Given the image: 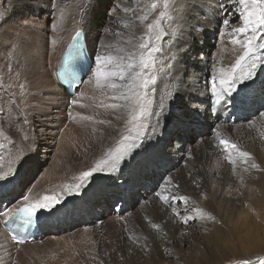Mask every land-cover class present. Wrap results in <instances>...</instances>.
Returning <instances> with one entry per match:
<instances>
[{"label":"bare ground","instance_id":"obj_1","mask_svg":"<svg viewBox=\"0 0 264 264\" xmlns=\"http://www.w3.org/2000/svg\"><path fill=\"white\" fill-rule=\"evenodd\" d=\"M101 1L103 2L7 0L8 4L3 5L0 0V177H4L0 178V185L8 183L5 188L11 190L4 189L5 194L0 195V205L8 215L9 208H15L26 201L25 196L28 197L27 201L36 202L37 205L46 195L60 199L58 206L45 209L47 215L41 225L47 223L43 225V230L38 227L33 239L24 244L17 245L9 239L1 227V221L7 215H0V264H206L212 259L223 258L230 245L229 239H226L227 233L215 239L211 248H205V252L196 261L191 253L182 255L179 252L177 246L180 242L177 244L175 240L188 243L193 233L191 226L177 220V199L180 196L186 197V200H182L183 206L194 208V216L197 217V212L201 210L212 214V204L217 202H224L233 208L242 204L243 207L236 214V223H232L230 227L235 232L242 228L249 214L244 206L248 191L261 186L260 196L264 199V110L251 117L248 129L241 130L240 133L233 132L232 122L225 125L211 118L213 112L228 115L231 104L234 107L232 101L242 99V92L238 87L235 95L224 94L219 103L212 95L213 79L218 84L220 69L229 68L242 54L241 47L233 44L232 40L245 39L252 34L254 27L256 35L264 37V24L252 16L249 19L255 23L246 26V33H239L234 32L238 27H232L227 32L226 24L222 22L218 32L226 34L227 50L223 49L212 55L215 58L210 57L208 69L201 78V84L206 86L195 90L189 83L191 80L195 83L196 80L195 63L190 62L188 65L182 60L185 49L183 43L188 47L192 43L190 35L198 38L204 35L206 29L201 25L205 18L200 15H204L205 8L200 2L198 4L201 8L187 5L183 19L181 15L177 22H173L168 13L166 30L180 29L174 39L170 40L173 50L172 67L165 70L172 92L168 98L170 101H167L168 110L169 106L181 114L187 110L185 108H190L192 113V107L202 110L196 112L206 117L204 124L209 131L201 139L195 140L193 145L187 144L185 147L189 158L185 159L183 168L175 172L178 176L174 173L177 177L172 180L178 189L170 194L169 201L162 203L165 211L160 213L159 203L151 202L149 195L152 189L147 188L151 177L149 173L146 179L148 182L143 187L145 197L138 200L133 208L124 213L98 216L96 211H108L110 204L115 206V210L111 212L121 211L123 198L128 197L126 195H129L127 192L130 186L141 179L145 180L142 174L145 163L147 167L158 166L161 160L179 156L184 150V146L177 141L166 146L165 133L154 142L153 148L157 150V156L144 161L145 150L139 147L144 142L143 135L148 132L149 138H156L161 134L162 126L169 131L175 121L163 123L165 113L161 114L158 101L161 94L150 91L156 96L155 103L150 106L152 114L146 119L144 134L135 141L138 147L120 162L116 172L94 173L84 181V187L78 193L68 194L64 191L65 185L78 183L75 177L94 167L107 151L114 148L124 135L129 134L128 130L132 127L128 123V102L111 98L127 89L113 90L105 87L100 93L101 88L96 86V57L113 55L123 56L128 60L126 53L129 56L138 53V44L145 32L141 24L147 23L156 15L154 13V16L144 19L149 16L147 4L150 0L140 3L143 7L141 12H133L134 6L127 0H112L111 11L119 6L122 12L115 22L98 26ZM195 1L198 0H190L191 3ZM207 1L210 5L219 4L215 0ZM233 3L232 0H221V4L227 8H233ZM79 29L85 32L93 62L89 73L76 87L77 94L65 96L62 87L55 81V65L69 36ZM263 40L264 38L258 39L257 44L264 43ZM165 50L170 52V45ZM257 54L264 56V50ZM47 62L50 63L49 67H46ZM263 64L264 62L258 63L250 82H253ZM186 68H189V72ZM116 83L126 84L127 81L118 80ZM203 89L205 90L202 91ZM247 90L248 86L243 93ZM204 99L210 101L205 107L199 101ZM73 100L78 103L73 104ZM111 103H119L123 107L115 110L103 107ZM67 112L69 118L65 119ZM89 116L92 119H85ZM72 117L74 122L70 123ZM188 117L186 114L177 115L176 120L182 122ZM25 119L27 123L24 122ZM158 130L160 132L156 135ZM257 131L262 132L259 137L254 134ZM220 139L236 144L240 151L249 153V156L242 157L239 152L230 150L234 161L230 163L227 159L229 152L224 151ZM253 164L256 165L255 168L252 167ZM30 172L31 175L27 177ZM128 175L133 181L126 186L124 178H128ZM120 183L122 191L117 190ZM0 193L3 194V191L0 190ZM199 195L205 198L202 205L196 201ZM173 197L176 199H172ZM250 203L255 205L257 201L253 202L251 199ZM262 204L264 205L263 202ZM51 210L69 214L56 223H49L56 218L51 219ZM71 211H74L73 214L83 215L75 217ZM160 217H166L165 223L168 224L157 232V227L153 225H159ZM66 222L77 229L74 231L72 227L68 228L65 226ZM213 222L209 224L213 225ZM146 246L149 250L147 257H144L143 248Z\"/></svg>","mask_w":264,"mask_h":264},{"label":"rangeland","instance_id":"obj_2","mask_svg":"<svg viewBox=\"0 0 264 264\" xmlns=\"http://www.w3.org/2000/svg\"><path fill=\"white\" fill-rule=\"evenodd\" d=\"M232 1H234V3L232 4L233 8L232 7L227 8L223 4H222L223 7L218 6V5H221V0H215V3H219L218 5L216 4L210 5L208 1L206 2V0H198L193 3H191L190 0H169V8L167 9V12L171 15V19L174 22H177L179 20V17H181V15H182L181 18L183 19V16H184L183 14L185 12V8L187 5H190L192 8H195V7L201 8V6H199L198 4V2H200L205 8L204 15H200L201 17L205 18L201 25V27L206 29L204 32V35L201 38H198L196 35H190L189 37H191L192 43L188 46L189 48L187 47V45H185L186 43H183V45L186 47L183 46V48L185 49H184V54L182 55V60L186 61L188 65H190V62L195 63L194 73L196 75V80H195V83L192 80L189 81V83L195 88V90L202 89L203 86H206V84L204 85L201 84V78L203 74L206 72V70L208 69V65L210 63V57L220 50H223V49L225 51L227 50L226 49L227 39L225 37L226 34L221 35V33L218 32V27H220V25L222 24L224 20L229 21V23L226 24L227 32L229 31L228 29L232 27L241 28L245 26L244 18L247 16L248 11L251 10L252 8L251 0H248L247 7L245 6V4L240 3V0H232ZM111 2L112 0H103V2L101 1L102 4L100 3L101 5L99 8V13H101V15L99 16L100 19L97 23L98 26L102 24H106V23L115 22L118 18L117 16L122 12L119 6H115L114 9H112V11L114 12L113 13L111 11V8H112ZM127 2L128 3L131 2L132 6H134V9L132 10L133 12L143 11V7L140 4V3H143V0H127ZM6 3L8 4L7 0H2L3 5H5ZM152 3H157L158 5H162L163 0H150L149 3L147 4L148 6L147 15H149L147 17L150 18L152 15L154 16V13L156 15L155 17L151 18L147 23L141 24V26H143L145 30L141 38V42L143 38L148 35V28H147L148 23H151L156 18H158L159 12L161 10H164L162 7H158L155 11L152 10L151 8ZM84 5H86V3H84ZM261 6L262 8H264V0H261ZM231 11L235 13L232 14ZM49 18H51V15H49ZM249 18L251 17H248V19ZM167 19H168V16H166L162 20V27L165 29V35L162 36L161 41L157 42V44L161 47L162 50H161V53H159L156 56V66H155V69L153 70V75L157 76L158 79H157V83L152 86V88H154L155 90L153 91L150 88L149 97L151 96L150 98L152 100V103H155L156 96L152 95L150 91L156 92L157 95L161 94L159 96L158 101L160 102L159 105L161 107V114L165 113V116H166V117L164 116L163 123L169 120H175V121H174L173 128L169 131L162 126L163 129L161 128V134L156 138L155 137L149 138V134L147 132L145 135H143L144 142H142L139 147L141 150H145L144 161H147L153 157H156L158 153H157V150L153 148V145L155 144L154 142L162 138L164 134L166 133V136H167V139L165 141L166 146H170L172 145L173 141H177L184 146L183 148L184 150L182 154H180L179 156L177 155L171 158H166V159L161 160L158 166L150 165L149 167H147V164L144 162L146 167L143 169L142 174L145 180L141 179L138 181V183H135V185L130 186L129 192H127L129 195H126L128 197L123 198L124 203H123V207L121 211L117 210L113 212L114 214L116 212H118L117 214H119V213H124L125 211H128L130 208H133L137 204L138 200H140L142 197L143 198L145 197V195H143V189H144L143 187L145 186V183L148 182V180L146 179L148 178L147 176H149V173H151V177H150V181L148 182L149 185L147 186V188L152 189V192L149 195L151 197V202L156 201L157 203H159L160 213H162V211H165L164 208H162L163 207L162 203L165 201H162L156 195V193L159 192L161 195H164V196L167 195L166 197H168V201H169L170 194L172 192H175L178 189L177 184L173 182L172 178L176 179L178 175L175 172H179L178 170H181L184 166L183 163L186 162L185 159L188 160L189 158L188 156L189 153L185 147L187 146V144L193 145L195 140L201 139L209 131L208 127L204 124L206 117H204L203 114L198 113L202 110H198L197 108L192 107V110H193V113H192L190 108H185L187 110H185L182 114L184 115L186 114L189 117L185 121H182V122H179L176 120L177 115H182L181 113L176 112L170 106L168 110V102L170 101L168 98L170 97L169 95H167V93L169 91L171 92V87H170V83L168 82L169 78H168V74L166 71H168L170 66L172 67L173 50L171 47L172 43L170 44V40L174 39L175 36H172L171 33L166 30V20ZM169 45H170V50H171L170 52L165 50L166 48H168ZM108 48H109V45L107 46V49ZM126 55L127 57H129L127 53ZM212 57L215 58L214 56ZM124 61L126 63L128 62L127 59H124ZM48 63L49 62L46 63L47 64L46 67L50 66V63L49 64ZM186 71L189 72V68H186ZM117 81L118 80H116L115 82ZM252 81L253 82H250L248 80L244 82L243 84L238 85L237 87L240 90V93L242 92L241 94L242 99H244V96L246 97V95H248L247 99L245 100L246 103L251 105L252 108H255V109L261 108V111H263L264 110V64L257 72V75H255V79ZM164 84H166L167 86ZM159 86L160 87L163 86L162 89ZM247 86H248L247 92L243 93L246 90ZM103 90L104 89L101 88L100 93ZM204 90L205 89H203L202 91ZM236 93H237V90L233 94L235 95ZM252 98L254 100H252ZM199 101H201L204 104V107L206 106V104L210 103L209 99L207 100L204 99V100H199ZM232 102L235 104V100ZM239 112H242L244 114L250 113V116H248L247 118L243 117L241 119H239V117L235 118L234 115ZM217 113L219 114L217 116L219 118L214 119L215 122H221V124L226 125L228 124V121L232 118L233 120H231V122L233 124L231 125L233 126V132L240 133L241 130L248 129L249 127L248 123L250 122V118L253 117L257 112H253L249 108L248 105H244L243 108L240 109V108H237L236 105L232 107V104H231V108L229 109L228 115L223 116L221 113L219 112ZM150 114H152L151 111H150ZM191 114H193V116ZM148 116L149 115L145 116L143 120L141 121V123L144 124L145 126L147 125L146 119L148 118ZM73 122H74V118L72 117L70 123H73ZM259 131L254 132L256 137L257 136L259 137L262 134V132H259ZM159 132L160 130L157 131L156 135ZM154 160H157V158ZM47 161H49V159H47ZM40 170L41 168L37 170V175L38 173H40ZM30 175H31V172L27 174V177H29ZM124 179H125L124 183L126 186H128L129 182L133 181L129 179V175H128V178H124ZM259 183H261V181H259ZM7 185L8 183L0 185V190L3 191V194L0 193V195L3 196L5 194L4 189H6L5 186ZM121 185L122 184L120 183L119 184L120 188L117 190H120V191L123 190L121 189ZM260 187L261 186L258 185L257 187L248 191V195L244 203V206L247 207L248 209L247 212H249V214H248L246 222H244L245 224L242 225L241 226L242 228L238 229L236 232L231 231L230 227L232 223H236V214L243 207L242 204L235 206L236 208H233L232 205L229 206V205H226L224 202H217V203L212 204V207H213V210L211 211L212 214L210 212L207 213V211L202 212L201 210L197 212L198 213L197 215H199V217H197V216H194L196 212L194 208L191 209V208H187L186 206H183V201L180 198H178L177 206L179 210H178L177 220L179 223H185L182 221V219H184L185 217L187 218L191 217L192 219L188 220V222L186 223V226H191V231L193 233L188 243H183V241L175 240L177 244L180 242L178 246L177 244L175 245L177 246L179 252L182 255H189L191 253L194 258L193 260L196 261L197 258H199V256L201 255V253L205 252V248H211L214 245L213 241L215 239H218L220 235L227 233L226 239H229L230 241L229 250L227 252V255L223 258L212 259L208 261L206 264H244V262H247V264H264V205L262 204V202L264 203V199H261ZM6 190L11 191L9 189H6ZM113 191L114 189L111 190V192ZM2 196H0V200H2L1 199ZM202 196L203 195H199L196 197V201L199 204L201 203L200 205H202L205 201V198H203ZM251 199L253 200V202L257 201V203L255 205H252L250 203ZM67 202L69 203V200ZM70 204H72L71 201H70ZM109 207L110 208L108 209L109 210L108 212L103 211V212H100L99 215L111 214L110 211H114L115 206L113 204H110ZM73 212L74 211H71V214H73ZM58 213L62 214L63 212L61 211ZM62 219L63 217L60 220ZM60 220H57V218H55L54 221H49V223H56L57 221H60ZM166 220H167L166 217H162V218L160 217V223L157 227V232H159L161 227H165V225L168 224V223H165ZM212 222H213V225H211ZM46 223H43V225H46ZM65 226L70 228L72 227V224L66 222ZM75 228L76 227H72L71 229L75 231L77 229ZM148 250H149L148 246L143 248L144 257H147Z\"/></svg>","mask_w":264,"mask_h":264},{"label":"snow or ice","instance_id":"obj_3","mask_svg":"<svg viewBox=\"0 0 264 264\" xmlns=\"http://www.w3.org/2000/svg\"><path fill=\"white\" fill-rule=\"evenodd\" d=\"M240 3L245 4L247 7L248 0H240ZM252 8L248 11L247 16L244 18L245 27L234 29V32L246 33L247 25L254 24L255 21L248 19V17L255 16L261 24H264V8L261 6V0H251ZM223 7V5H218ZM158 7H162L164 10L159 12V17L153 22L148 23V35L145 36L141 43L138 44V53H134L128 57V62H124V57L113 56V55H98L96 57L97 68L94 73L96 86L98 88H111L113 90L126 88L127 91H121L118 95H113V100H123L128 102V109L130 112V119L128 123L132 125L129 128V134L124 135L118 144L107 151L104 157L98 160L94 167L87 171H83L78 177H75L79 182L74 185H65L64 191L68 194L78 193L80 189L84 187V181L88 180L94 173L97 172H116L120 165V162L128 156L132 150L138 145L136 140L141 137L146 127L141 123L143 118L150 114V106L152 100L149 97L150 88L157 83V76L153 75V70L156 66V56L161 53V47L157 44L161 41L163 35H165V29L162 27V20L168 15L167 9L169 8V0H163L162 5L152 3V10H156ZM148 19L147 16L144 17ZM174 22V21H173ZM224 24H228V20L223 21ZM172 36H175L180 29L170 28ZM264 37H258L256 35V28L252 29V34L246 36L245 39L234 38L233 44L239 45L242 49V54L238 56L235 63L229 68L220 69L218 84L213 79L212 83V95L215 97L216 102L219 103L224 94L231 96L236 90L237 86L248 81L255 74V70L258 67L259 62H264V56H260L257 53L264 50V43L257 44V40ZM127 81L126 84H118L115 81ZM174 87V86H173ZM131 93V95H129ZM167 95L171 96L172 92H168ZM73 104H77V100L72 101ZM103 107L111 108L113 110L122 108L123 105L119 103H111L103 105ZM85 119H92V117H85ZM27 123V120L24 121ZM103 123V121H101ZM134 133V135H133ZM219 135V133H217ZM220 145L224 151L229 152L227 159L230 163H233L231 158V151L234 150L239 152L242 157H248L249 153L242 152L238 149V146L226 139H220ZM252 167H256L255 164ZM8 174H5L7 176ZM4 178V177H0ZM156 195L162 200L167 202L168 197L161 195L159 192ZM172 199H176L173 197ZM181 200H186V197H180ZM24 200H28L25 196ZM60 203V199L57 196H44L42 201L38 205L27 204L23 207H18L13 216L23 214L28 219H31L37 215L38 209H49ZM0 215L6 216L7 212L0 208ZM192 219L188 217L185 219V223ZM153 227H158L153 225ZM23 243V241H20ZM247 264V262H244Z\"/></svg>","mask_w":264,"mask_h":264},{"label":"clouds","instance_id":"obj_4","mask_svg":"<svg viewBox=\"0 0 264 264\" xmlns=\"http://www.w3.org/2000/svg\"><path fill=\"white\" fill-rule=\"evenodd\" d=\"M79 31H82L83 33H84V41H85V43H86V46H87V50H88V44H87V41H86V39H85V32L83 31V29H79V30H75L70 36H69V38H68V40H67V43L65 44V46L63 47V49L60 51V54H59V57H60V55H61V53H62V51L64 50V48L66 47V45L71 41V38L72 37H74V35L77 33V32H79ZM88 53H89V50H88ZM89 55H90V53H89ZM59 57H58V59H57V62H58V60H59ZM90 58H91V65H90V68H91V66H92V62H93V57L90 55ZM90 68H89V71H90ZM89 71H88V73H89ZM54 77H55V75H54ZM84 77H86V75L84 76ZM84 77L79 81V83L75 86V88H74V90H73V94H71V95H75V94H77V91H76V87H78L80 84H81V82L83 81V79H84ZM55 81H56V77H55ZM59 86H61V85H59ZM62 87V89H63V93L65 94V91H64V88H66L65 86H61ZM67 95H69V94H65V96H67ZM247 97H248V95H246V97L244 96V99L242 100V99H235V104L234 105H236L237 106V108H240V109H242L243 108V106L244 105H248L249 106V108L253 111V112H258L259 110H261V108L260 109H255V108H252L251 107V105H249L248 103H246V99H247ZM68 99V98H67ZM252 100H254L253 98H252ZM62 108H60L59 109V112H60V110H61ZM219 114L216 112V113H212V115H211V118L212 119H218L219 117H217ZM204 116V115H203ZM248 116H250V113H242V112H239V113H236L235 115H234V117L235 118H237V117H239V119H241V118H243V117H248ZM205 117V116H204ZM203 117V118H204ZM69 118V114H68V112L66 113V118L65 119H68ZM231 120H233V119H230L229 121H228V123L229 122H231ZM231 124H233V123H231ZM24 202H27V203H32V204H36V203H34V202H32V201H24ZM24 202H21V203H24ZM106 212H108V211H106ZM111 212V211H110ZM111 214H114L113 212H111ZM73 216H74V214H72Z\"/></svg>","mask_w":264,"mask_h":264}]
</instances>
